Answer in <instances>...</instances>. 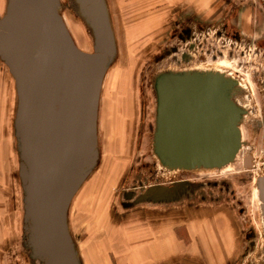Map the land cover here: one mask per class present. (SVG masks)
I'll list each match as a JSON object with an SVG mask.
<instances>
[{
    "label": "rangeland",
    "instance_id": "374dc122",
    "mask_svg": "<svg viewBox=\"0 0 264 264\" xmlns=\"http://www.w3.org/2000/svg\"><path fill=\"white\" fill-rule=\"evenodd\" d=\"M106 1L117 55L105 75L100 96L99 160L69 210L70 233L81 263L196 264L193 255L204 248L199 253L204 264H264L263 241L252 246L244 238L250 224L262 226L257 180L264 175L260 124L264 35L240 34L228 13L239 8H264V0H229L225 10L211 14L208 20H200L198 13L191 14L183 5L158 0ZM7 2L0 0V18ZM60 5L76 45L92 51V32L75 1L60 0ZM258 19L259 11L253 14L252 27ZM127 29L141 32L129 35ZM203 67L218 68L238 82L239 100L246 111L241 123L244 146L235 162L219 169H169L153 149L154 77L163 71ZM16 108L15 80L0 59V264H42L31 258L26 246L14 129ZM248 153L255 159L249 169L242 166ZM179 182H186L188 189L176 201L137 202L152 186ZM197 217H202L201 222ZM190 223L198 230L192 235L179 228ZM174 225L175 240L168 234ZM200 225L211 227L207 235L197 234ZM172 240L175 242L168 243Z\"/></svg>",
    "mask_w": 264,
    "mask_h": 264
},
{
    "label": "water",
    "instance_id": "95a60500",
    "mask_svg": "<svg viewBox=\"0 0 264 264\" xmlns=\"http://www.w3.org/2000/svg\"><path fill=\"white\" fill-rule=\"evenodd\" d=\"M93 35L75 43L60 0H8L0 18V59L15 80L14 121L30 256L42 264H82L69 228L72 201L97 166L98 111L117 55L106 0H74ZM154 153L169 169H219L242 146L238 82L214 71H163L154 77ZM187 183L154 186L137 202L176 201ZM264 211V176L259 178Z\"/></svg>",
    "mask_w": 264,
    "mask_h": 264
},
{
    "label": "crops",
    "instance_id": "0c3cea01",
    "mask_svg": "<svg viewBox=\"0 0 264 264\" xmlns=\"http://www.w3.org/2000/svg\"><path fill=\"white\" fill-rule=\"evenodd\" d=\"M158 2L173 4L175 6L183 5V7L188 9L191 14L198 13V18L200 20H204V19L208 20V17L211 14L213 15V14L221 13L223 10H225V6L228 3H230L229 0H158ZM106 3H107V1H106ZM258 11H259V19L256 22L255 26L252 27L251 22H252L253 14L255 12L257 13ZM224 13H225V11H224ZM228 13H230V15H233L232 21L237 22L236 23L237 24V31L240 34H242V35H264V8H254V7H251V8L247 7L245 9L239 8V9H234L233 11H228ZM236 17H237V19H235ZM223 26H225V25L223 24ZM127 31L129 32V29H127ZM140 32L141 31H138V30H136V32H134V29H133L131 33L129 32V35H138ZM201 218L202 217H197L195 219H197L201 222ZM205 220H207V219H205ZM181 226H179V228H183V230L189 231L190 234L197 230V227L195 225H193L192 223H190L188 225L184 224ZM233 228L235 229V226L232 225L231 226L232 231H233ZM209 229H211V227H208V225H204V226L200 225L199 226V233H197V234H199L200 237L203 234L207 235V233H209ZM168 234H169V237L171 239L175 240V238H176V225H174L173 227H171L169 229ZM174 242L175 241H173V242L168 241V243H174ZM231 242L233 243L234 241H231ZM201 246H202V244H201ZM204 250H205L204 248L200 249L199 251H201V252H199V253L202 254V252ZM199 253L196 252L193 255L194 259L192 258V261H195L196 264H204L203 260H202L203 257H201V254L199 255ZM184 256H186V255H184ZM183 258L185 259V257H183Z\"/></svg>",
    "mask_w": 264,
    "mask_h": 264
},
{
    "label": "flooded vegetation",
    "instance_id": "af4514ba",
    "mask_svg": "<svg viewBox=\"0 0 264 264\" xmlns=\"http://www.w3.org/2000/svg\"><path fill=\"white\" fill-rule=\"evenodd\" d=\"M184 33L189 35L190 31L186 30ZM234 36L237 37L238 33L236 32V35H234ZM258 44H260V42H258ZM260 124H261V128L263 131L262 134H263V139H264V98H263V112H262V117L260 119ZM241 133H242V146H241V149L239 150L234 162L237 160L238 155L244 146V139H243L244 133H243L242 128H241ZM253 160H255V159L251 153L244 155L243 159H242V166L246 167L248 169L251 168ZM263 176L261 175V177H263ZM174 184H172L170 186H166V187H172V186H174ZM258 184H259V178L257 180V188H258ZM152 187H154V186H152ZM152 187H150V188H152ZM258 191H259V188H258ZM260 210H261V217H262L261 229L257 225L250 224L249 227L247 228L245 234H244L245 235L244 238H246V240H248L249 243L252 244V246H254L259 240H262L263 244H264V211L261 207V204H260ZM263 252H264V247H263Z\"/></svg>",
    "mask_w": 264,
    "mask_h": 264
},
{
    "label": "bare ground",
    "instance_id": "6f19581e",
    "mask_svg": "<svg viewBox=\"0 0 264 264\" xmlns=\"http://www.w3.org/2000/svg\"><path fill=\"white\" fill-rule=\"evenodd\" d=\"M197 70L198 71H214V72H220L219 70L220 69H218V68H212V69H208V68H197ZM221 73V72H220ZM9 81H7L6 82V85L7 86H10L9 85ZM241 85V84H240ZM240 87V86H239ZM243 88V87H242ZM243 92V91H242ZM241 92V93H242ZM234 101L237 103V104H239L241 107H242V105H241V102H240V100H239V91L234 95ZM10 106V105H9ZM8 112H9V114H10V110L8 109ZM4 127V123H3V121H2V125H1V130H2V128ZM5 127H7V129H10V127H9V123H7L6 121H5ZM8 151V150H7Z\"/></svg>",
    "mask_w": 264,
    "mask_h": 264
}]
</instances>
